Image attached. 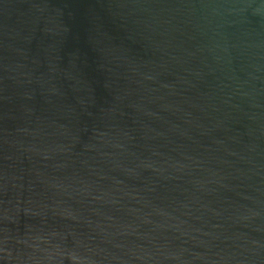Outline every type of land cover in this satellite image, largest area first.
<instances>
[{
  "label": "water",
  "instance_id": "1",
  "mask_svg": "<svg viewBox=\"0 0 264 264\" xmlns=\"http://www.w3.org/2000/svg\"><path fill=\"white\" fill-rule=\"evenodd\" d=\"M0 264H264V0H0Z\"/></svg>",
  "mask_w": 264,
  "mask_h": 264
}]
</instances>
